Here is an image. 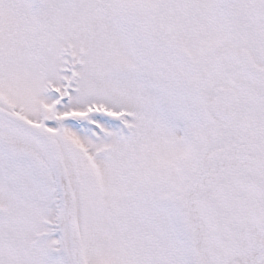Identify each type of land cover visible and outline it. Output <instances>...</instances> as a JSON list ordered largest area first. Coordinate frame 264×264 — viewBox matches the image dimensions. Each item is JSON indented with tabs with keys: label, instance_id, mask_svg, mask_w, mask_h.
<instances>
[{
	"label": "snow or ice",
	"instance_id": "1",
	"mask_svg": "<svg viewBox=\"0 0 264 264\" xmlns=\"http://www.w3.org/2000/svg\"><path fill=\"white\" fill-rule=\"evenodd\" d=\"M0 264H264V0H0Z\"/></svg>",
	"mask_w": 264,
	"mask_h": 264
}]
</instances>
